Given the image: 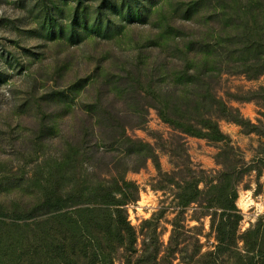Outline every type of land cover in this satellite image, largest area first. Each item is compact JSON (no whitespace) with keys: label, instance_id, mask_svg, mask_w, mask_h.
<instances>
[{"label":"rangeland","instance_id":"rangeland-1","mask_svg":"<svg viewBox=\"0 0 264 264\" xmlns=\"http://www.w3.org/2000/svg\"><path fill=\"white\" fill-rule=\"evenodd\" d=\"M0 264H264V0H0Z\"/></svg>","mask_w":264,"mask_h":264},{"label":"trees","instance_id":"trees-1","mask_svg":"<svg viewBox=\"0 0 264 264\" xmlns=\"http://www.w3.org/2000/svg\"><path fill=\"white\" fill-rule=\"evenodd\" d=\"M211 131H213L214 133L217 132V127L214 125V127H211ZM55 205H48V208H53Z\"/></svg>","mask_w":264,"mask_h":264}]
</instances>
